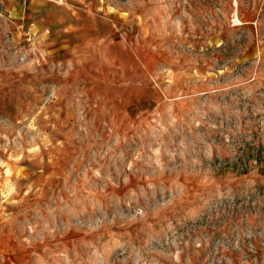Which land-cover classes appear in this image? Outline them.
Returning <instances> with one entry per match:
<instances>
[{
  "label": "rangeland",
  "instance_id": "1",
  "mask_svg": "<svg viewBox=\"0 0 264 264\" xmlns=\"http://www.w3.org/2000/svg\"><path fill=\"white\" fill-rule=\"evenodd\" d=\"M0 264H264V0H0Z\"/></svg>",
  "mask_w": 264,
  "mask_h": 264
},
{
  "label": "trees",
  "instance_id": "2",
  "mask_svg": "<svg viewBox=\"0 0 264 264\" xmlns=\"http://www.w3.org/2000/svg\"><path fill=\"white\" fill-rule=\"evenodd\" d=\"M255 150H256V156H257V159H259V161H261V158H260V150H261V148H260V146L258 147V148H255Z\"/></svg>",
  "mask_w": 264,
  "mask_h": 264
}]
</instances>
